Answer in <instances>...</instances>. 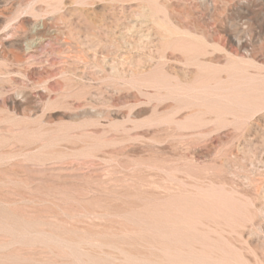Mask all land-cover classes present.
Wrapping results in <instances>:
<instances>
[{"label":"rangeland","instance_id":"obj_1","mask_svg":"<svg viewBox=\"0 0 264 264\" xmlns=\"http://www.w3.org/2000/svg\"><path fill=\"white\" fill-rule=\"evenodd\" d=\"M0 19V264H264V0Z\"/></svg>","mask_w":264,"mask_h":264},{"label":"bare ground","instance_id":"obj_2","mask_svg":"<svg viewBox=\"0 0 264 264\" xmlns=\"http://www.w3.org/2000/svg\"><path fill=\"white\" fill-rule=\"evenodd\" d=\"M164 7H166V5H165ZM2 19H3V17H2ZM29 19H30V18H29ZM0 20H1V19H0ZM27 21H28V20H27ZM0 22H1V21H0ZM2 22H3V21H2ZM26 23H27V22H26ZM32 23H33V22H32ZM32 23H31V24H32ZM28 24H29V23H28ZM28 24H27V25H28ZM34 24H35V23H34ZM32 27H33V26H32ZM36 27H38V26H36ZM41 27H42V26H41ZM38 28H39V27H38ZM33 30H35V29H33ZM41 30H43V29H41ZM44 31H45V30H44ZM33 32H34V31H33ZM35 32H36V31H35ZM31 34H32V32H31ZM34 34H35V33H34ZM39 34H40V33H39ZM231 38H232V37H231ZM42 39H43V38H42ZM233 39H234V37H233ZM228 40H229V39H228ZM233 41H234V40H233ZM233 41H232V43H233ZM238 41H239V39H238ZM16 43H17V42H16ZM18 43H19V42H18ZM18 43H17V44H18ZM235 43H236V42H235ZM241 43H242V42H241ZM241 43H240V44H241ZM236 44H237V43H236ZM18 45H19V44H18ZM244 46H245V44H244ZM240 48H241V47H240ZM241 52H242V51H241ZM238 80H240V79H238ZM232 82H233V81H232ZM232 82H231V83H232ZM216 83H217V82H216ZM241 83H242V82H241ZM228 84H229V83H228ZM210 85H211V84H210ZM220 85H221V84H220ZM225 85H226V84H225ZM241 85H242V84H241ZM211 86H213V85H211ZM232 86H233V85H232ZM232 86H229V87H232ZM238 86H240V85H238ZM229 87H228V88H229ZM235 87H236V86H235ZM204 88H205V87H204ZM208 88H209V87H208ZM238 88H239V87H238ZM226 89H227V88H226ZM229 89H230V88H229ZM175 90H176V89H175ZM178 90H179V89H178ZM217 90H218V89H217ZM220 90H222V89H220ZM199 91H200V89H199ZM214 91H215V90H214ZM198 93H199V92H198ZM208 94H209V93H208ZM236 94H237V93H235V95H236ZM196 95H197V94H196ZM227 95H228V94H227ZM229 95H230V94H229ZM241 95H242V94H241ZM241 95H239V93H238L237 96H241ZM191 96H193V95H191ZM215 96H216V95H215ZM237 96H236V97H237ZM246 96H247V95H246ZM218 97H219V96H218ZM222 97H223V96H222ZM230 98H232V97H230ZM241 99H242V98H241ZM242 101H244V100H242ZM249 101H250V100H249ZM246 102H248V100H247Z\"/></svg>","mask_w":264,"mask_h":264}]
</instances>
